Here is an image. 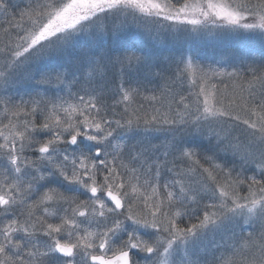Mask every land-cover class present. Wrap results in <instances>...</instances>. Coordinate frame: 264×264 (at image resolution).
<instances>
[{
    "label": "snow or ice",
    "instance_id": "1",
    "mask_svg": "<svg viewBox=\"0 0 264 264\" xmlns=\"http://www.w3.org/2000/svg\"><path fill=\"white\" fill-rule=\"evenodd\" d=\"M0 16V264H264V53L229 71L124 39L264 46V0H0Z\"/></svg>",
    "mask_w": 264,
    "mask_h": 264
},
{
    "label": "rangeland",
    "instance_id": "2",
    "mask_svg": "<svg viewBox=\"0 0 264 264\" xmlns=\"http://www.w3.org/2000/svg\"><path fill=\"white\" fill-rule=\"evenodd\" d=\"M2 20L3 17L0 16V21ZM105 38L107 37H104L101 40H104ZM0 39H3V37L0 36ZM87 39V37L83 38L82 42ZM124 39L127 42H133L135 48L142 50L144 53L153 56L157 60H165L166 58L175 59L181 54L195 57L194 53H197L200 59H202V61L196 60L198 63L213 67L224 66L229 71L231 70V63L237 61L239 57L244 55L252 56L254 53L253 58L259 60L262 53H264V46H262L258 40L252 39L242 42L236 37L223 34L214 36L203 35L191 39L181 38L178 41L159 38L152 40L142 36L135 28H133L126 34ZM245 45L250 47H246ZM217 61H220L221 63L217 64ZM57 63L58 62H51L47 64V67L54 68ZM32 87L33 86L30 83L20 82L13 89V92L17 95V98H19L20 95H24V98L28 99L29 97L27 93L31 91ZM185 87H187V85H185ZM209 239H211V236Z\"/></svg>",
    "mask_w": 264,
    "mask_h": 264
},
{
    "label": "trees",
    "instance_id": "3",
    "mask_svg": "<svg viewBox=\"0 0 264 264\" xmlns=\"http://www.w3.org/2000/svg\"><path fill=\"white\" fill-rule=\"evenodd\" d=\"M125 42H126L128 45L135 47V44H134L133 42H127V41H125ZM100 43H101V44L103 43V45L107 46V45H109V44L112 43V37L109 35V36H107V38H105L104 40H101ZM192 53H193V52H192ZM194 56H195V58H196L197 61H202V59H200V57L197 55V53H194ZM209 57H210V56H209Z\"/></svg>",
    "mask_w": 264,
    "mask_h": 264
}]
</instances>
